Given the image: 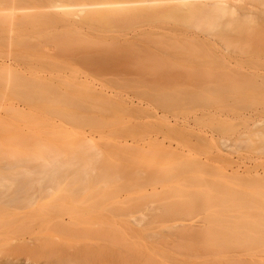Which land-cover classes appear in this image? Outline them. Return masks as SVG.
Returning a JSON list of instances; mask_svg holds the SVG:
<instances>
[{
  "label": "rangeland",
  "instance_id": "obj_1",
  "mask_svg": "<svg viewBox=\"0 0 264 264\" xmlns=\"http://www.w3.org/2000/svg\"><path fill=\"white\" fill-rule=\"evenodd\" d=\"M49 1L50 0H0V6H10V5H15V6L24 5L25 6V5H30V4L46 5V4L53 2V0L51 2ZM161 4L163 3H160V5ZM171 4L172 3L170 2L166 5H171ZM6 11H5V15H3L4 17L0 14L1 18L3 17V20L0 18L1 19L0 20L1 21L0 22V97L2 96L4 97V98L3 97L0 98V152H2L0 153V163H1L0 164V169H1L0 170V181L2 180L1 179L2 174L5 172L7 173H5V175L3 174L2 181L6 180L7 184L8 183L11 184L13 180L22 177L19 175L21 172H23V170L35 171L38 168V167L36 168L35 166L36 165L38 166V164H41L42 163L41 160L44 161V159L45 160L48 159L46 155L48 152L51 153L52 151H54L53 153L56 155L60 153L61 156L58 155V157H62L60 159L64 158L63 159L64 161L68 160L69 162L71 161V159L75 158V160L77 159L76 161H80L81 165L83 162L87 165H90V160H89V163H86L88 162V160L87 161L85 160L88 157H89L88 159H91V160L99 159L101 162L98 161L99 162L98 163L96 162V160H94V162L91 161L92 163L91 165L95 163L93 168L96 167V170L97 168H99L100 169L99 171L101 172H99L98 170H97L98 172L96 170L91 171L93 169L88 170L86 169L87 166H84L83 170L85 171L87 170L89 171V173L90 172L91 173L90 175L88 174L89 176L80 178L78 175L82 174V177H83V173H78L79 170L76 171L78 167H76L77 168L76 169L74 166L75 164L71 165V162L73 164L74 161L72 160L68 164L66 161V164H64L65 166L64 165L63 166L66 167L67 165L66 168H74L75 171L73 172V169H71L70 170L71 172L69 171L67 173L64 170L65 171L64 173L62 169L61 171H63V174L58 173V175L60 174L61 176H57L55 179H53L55 180V183H57V185L61 186V187L58 186L59 188L57 189L55 188V190H59V189L61 190L62 188V191H64V193L58 192L62 194L63 197H60L61 195L57 196L58 193L56 192L54 194L55 190L54 191L52 190L51 193L49 192L50 195L52 193L54 194L52 195V197L49 195V193L45 197V193L47 194V192H46V189H43L41 190L42 192L41 191L39 192L41 193V194H38L39 197L37 196L38 201L36 200L33 204H31L32 206L27 204L29 207H32V209L28 208L27 205L26 206L23 205L24 206L23 208L19 207L20 209L14 206V209H13V206L8 205L7 202L5 203L1 202L0 208L1 209L3 208L1 212H4V209L6 208L5 209L6 212L7 210L9 212V211H12L13 209L14 213H18L16 215L14 214L12 217L11 212L10 214L7 213L8 215L6 214V212L5 213L0 212V215L2 216L0 217V238L2 239L1 236L5 234V232L3 234L1 231H4L5 228L7 230V228L9 227H10L9 228L10 233L9 232L7 233V231L5 230L7 233L5 234V238H9V239L11 238L10 240H7V239H3L2 241L0 240L1 251H2V248L6 249L8 245H11L10 247H12V242L16 243V240H20L25 237H30L31 235L33 236L32 233H34L35 236L36 235L41 236L42 238L41 240L43 239L46 240V237L47 238L50 237V239L53 238V241L49 240V243H54L56 241L54 240V238L58 239L59 237H63L65 239V240L63 239L65 242L70 240L69 242L71 244L80 243V245L77 244L79 247L84 246L83 248H86L85 243L90 244V242H93L92 250L90 249L91 251H93L92 252L93 254L94 252H96V250L94 251V249H97L95 248L97 244L98 245L101 244L100 246L104 247L102 245L103 243L105 245V248L107 249V250L105 249L107 252H105L104 250L105 252L104 254L102 251L103 249L100 251V248L98 246L99 249L97 250H99V252H102V253H100L101 256H99V253L97 251L98 255L95 253L94 255L95 257L92 258L93 260L95 259L94 261L96 264H103L105 260H106L105 261L106 263L104 264H121V262L122 264H124V262L126 264H214V263L215 264H264V261H262L264 258L263 257L261 258L260 254L258 255V253L263 254L264 252L263 249H262L263 252L261 251V245H256L257 249L254 250V251L257 250V252L259 250L258 253L255 252L256 253L255 255L259 256L260 259L257 258V256L255 257V255L253 256V259L256 258V260L258 259L261 261L255 260L253 262V259L251 258L252 257L251 253L254 254V251L250 250L252 246H249L250 248L248 246H245V247H248L246 249L249 251H245V249H243L245 247L241 246L242 250L245 251V252L243 251L244 256L239 255L240 253L242 254V250L241 252L236 251L240 246L235 250L236 251L235 253L233 250V253L235 254V256L237 255L238 257L240 256L241 257L240 259H242V257L243 259L246 258L245 260L239 259L240 260L239 261L237 259L238 257H235V256L234 257L236 258V260L230 259V258H234L233 257L234 254L232 252L224 253L223 249L232 251L231 247L229 246H228L229 248H227L223 245L222 247L221 246L217 247L218 245L217 246L215 245L219 251H216L217 249L215 248V246H213L215 248V250L213 251V248H211V246L209 247L204 244L202 245V243L195 245V246H200V247H195L193 245H186L185 243L179 244L178 241H176L175 239L176 238L175 231L179 230L178 233H181V232L191 233L192 231H194V229H196L203 223L201 221L206 218L207 216L206 214L209 215L211 212H216V211L222 214V212L224 211L223 213H226L225 216L230 217L229 216L231 215L229 214L230 212L234 214L233 212L234 209L233 211L231 209L232 207L234 208L235 205H237L238 207H241L240 208L241 212L242 211L246 213L248 212V214L254 215L253 217L263 218L260 216H263L264 214V200L258 198L259 196L257 197L258 199L256 198L254 199L255 195L254 197L252 196L250 197V195L252 194V192L258 193L260 192V190H264V79L262 78V76H260V78H262L260 80L259 77L257 78L256 76H253L252 74V73H254V75L255 73L256 75L264 74V69H263L264 68V31L262 29L264 28V13H261V12H264V10L263 11L259 9L252 10V13H254L256 17V20H253L255 19V17L253 19H250L252 22L250 20L247 22H244L243 13L239 14L240 16L242 14L243 16L242 20L238 19V18H241L240 16H238L237 19L235 20H234L235 18L234 16L229 17L230 19H226L228 18L226 16L222 21L223 23L221 24L222 25L224 24V26L226 24L227 25L225 26V28L222 26L221 27L218 26V28L217 27L213 28L216 32L215 31L212 32L213 35H211V38L212 36L213 37L215 36L212 39L209 38L208 35H205L204 32L202 33V30H199V31L197 30L195 21L191 20L190 18H187L186 16H180V15H162L152 20H142V21L137 20L135 22L136 24L134 23V21H132V19L131 20L128 19L127 23H126V20H123L115 24L114 28H107L106 26H103V25H93L90 22L84 21L83 13L82 14L76 13V14L67 16L61 10H57V11L55 10V11H51L47 13H40L34 16L33 20H35L38 23H36L35 25V22L33 21L34 22L33 25H29L28 28L27 26H25L24 28L26 29L23 31L22 30L20 31L18 27L20 25H18L19 23L16 20L18 17L17 16L15 17V14L14 16L12 15L14 11L8 10V14L11 13L9 15H7ZM50 18L53 19L52 22ZM66 18L69 19L68 22L64 21L66 20ZM246 18L249 19V17H246ZM44 20H48V22ZM227 20L228 22L230 21L233 22L234 20V22L228 23ZM236 20L237 21L239 20L240 22L236 23ZM4 23L6 24V26H4ZM234 23L237 24L236 26L238 28L235 26ZM230 24L232 25V27ZM239 26L241 29L239 28ZM1 27L4 28L3 31ZM77 29H79V32H81L80 30H82L86 33H91V34L93 32L106 34V36L108 37V41L110 40V36H115L114 38H117L116 35L118 34L120 35V37L122 36L121 39L119 38L120 40H123L125 37H128V38H125L126 39L125 41H122L123 45L124 43L127 42L128 39H130V37L132 38L128 41V43L130 41L132 42L134 39H135L133 41L134 43H138L137 40L141 43L143 42V44L147 42L146 44H144L145 45L144 47L141 43H138L136 45L132 43L133 46H136L134 47L133 50L135 54L137 53L136 57L140 59V61L139 60L137 61V58H135V60L134 58H132V56H134L135 54L131 53L133 52V50L130 49L132 46L130 43L129 44L131 46H128L129 44H126L125 45L126 47L123 46L126 49L127 47H130L129 49L132 51H130L129 49L127 50L128 52L130 51V54H133L131 56L128 53V55H130V57L132 58L131 62L133 61L137 62V63L136 62L131 63L130 67H133V69L135 70L145 68V69H141V72L144 73V75H146V73H149L147 75L151 74V75H154V77L158 76L160 78H163V77L169 78L170 76L184 77L187 75L188 76L191 75L195 79L192 81L190 80L192 83H189L190 81L189 82L186 81L187 83H185V81L184 83H181L175 80L164 81L165 78L162 79L163 81L159 80L160 82L158 83H146V84H141V85L140 83H137V82L133 84L132 82H130V84L128 85L126 82L125 83L123 82L124 86H122V84L119 85L118 82L113 80L114 84H117V88L114 86L113 87L117 89V90L114 89V91L118 93V96H108L103 91L109 90V89H106L105 86H109V84L114 85L113 82L108 80L111 83H109L108 85H105L106 83H103L102 80H99L98 82V79H101V78H97L96 76L97 74H100V73L102 74L103 73L102 70L107 71L106 70L107 68H102V70H100L101 67L97 66L100 68L98 70L100 73L98 71H95L98 69V68L96 69L95 63L88 60L91 63V65L89 66V64H86L88 63V61L86 62L83 61L84 59L83 56L85 57L84 54L86 51H84L85 49H83L82 51V50H79L78 48L79 47L81 48V46L84 48V46L76 45V43L77 44L80 42L83 43V40H85L84 43L86 42L90 46L89 43L92 44L95 41V39L94 41L91 39L93 38L97 39L98 37L94 35H90V34L89 36L93 37L91 39H88L89 37H87L86 35L85 36L82 35L81 37V34L79 33L80 34L79 35L78 32L76 31ZM73 30L76 32L75 35H74V32L71 33V31ZM220 30L221 32H219ZM226 32L227 33L229 32V33L227 34ZM136 33H138V35ZM65 34L69 39L68 42L70 40L71 42L73 41L71 44L76 42L73 45H76L78 48L74 46L73 47L75 49L77 48L79 51L77 49L76 50L73 49V47H71L72 45L69 46L70 42L69 43L67 42V37L65 36ZM71 34L73 36L70 38L69 36H71ZM122 34H124L125 36H123ZM218 34L222 35V37H219L220 35ZM158 35L159 37H157ZM171 35L173 36L175 35L177 38ZM135 36L136 37L139 36V38L137 39L133 38ZM227 36H228V39H227ZM60 37L61 38L64 37L65 39L63 40L62 38L61 40ZM190 37L191 38L193 37L192 38L193 40ZM198 38H200V40ZM119 39H116V41H118ZM60 40L62 42H60ZM89 40L91 42H89ZM25 41L29 43L28 46H27L28 43H26ZM110 41L112 43L114 42V39H111ZM116 41L115 43H117ZM119 41L117 45L119 44ZM66 42L68 43V45L66 44ZM95 42L98 43V39ZM24 43L27 47L24 45ZM92 45H91L92 46L91 48L87 46V48L90 49V51L91 50L93 51L94 49V44ZM146 45L149 46V48H147ZM123 47L122 48L118 47L117 49L115 46V48L114 49L112 48L111 51L109 52H111L110 54H112V50L115 51L117 49L116 52H118V50L120 52V53H117L118 57H119V54L127 56V53L124 54V52H127V51H125V48ZM120 49H122V51L124 52H121ZM218 50L221 52V54ZM76 51L80 52L81 54L80 55L79 53H77L78 58H76L77 57ZM83 52L84 54L82 56ZM225 52H227L225 54L226 56H224L223 54ZM228 53L230 55L232 54L231 56H233V54L238 55L239 57H241V60L245 58L243 61H241L240 59L238 61L239 63L242 62V64H244V61H245L246 67L245 65L242 66L240 64L239 66L238 64L237 66L236 64L235 66H233L235 69L233 67L228 68L226 67V65L223 64L222 61H221L222 63L218 61V60H221V58L227 59V56L228 57L230 56L228 55ZM213 54H215L216 56H214ZM113 55L115 56L116 54H113ZM210 55H213V56L210 57ZM86 57L85 59L89 58V56L87 58ZM195 59H197L198 61L202 60V63L197 62V60ZM246 60L248 63H250L249 64L250 67L246 63ZM56 61L59 63L58 66H55L57 64ZM53 62H55V64L53 66H49V65H52L51 63ZM191 62L192 64H190ZM218 62L221 64H219ZM208 63L209 64L211 63V64L209 65ZM134 64L136 65L138 64L139 66L137 65L138 67L137 66L135 67ZM26 65L27 66L29 65L28 66L29 68H27V70L29 71H30L31 65H32L31 67H34V69H32L31 72L28 71L29 74L32 73V76L26 73L27 70L25 69L22 70L23 72L20 70L21 73L23 74L25 72L24 76H22L23 74L19 75L16 72L18 70L16 71L14 70L15 68L22 69V67H25ZM54 66L55 68L57 67L56 68L57 70L58 68L65 70V71L59 72V71H55L56 70L55 69L54 70L55 72L53 71L55 74L53 75L55 76L56 79L57 78L60 79V76H61V79L62 77L64 78L62 79V80H65L63 81L64 83H61L62 80L61 81L59 80V83H61V85H59L58 83H56L57 80L54 78L56 80L55 83L57 85L55 86L50 85V87H46L47 85L51 83H48L47 81H42V83L38 82L39 84H41V86L43 83L47 84V85L43 84L44 87H46V89L48 88L47 90H44V91L46 93L49 92V94H51L50 97L45 96L46 94L42 95L41 94L42 92H39L41 95L39 94L37 98L36 95L38 93L36 92H35L36 94L33 93L35 94L33 96V94L30 95L31 93L30 90H29V93L26 92V90H24L30 84L31 86H34L32 85L34 84L33 79H35L37 76H39L37 78H40V76H42V70H41V73H39L40 72L39 70H38L39 72L36 71L37 67L38 68L44 67L45 70H47L49 69V67L54 69ZM187 66L189 67L191 66V67L188 69L186 68ZM224 66L226 68H224ZM91 67L92 69H90ZM130 67L129 69H131ZM88 68L89 70H87ZM12 69L14 71H12ZM52 69H50V71ZM186 69L189 71H187ZM92 70H94L93 71L94 73L91 72ZM88 71H90L93 74L92 78L96 79L95 80L96 85L95 84L92 85L93 83L86 84L84 81H83L84 83L79 82L82 84H79V83L76 84L78 81L81 80L80 79L81 75L83 76L85 75V77L87 75V77H90L89 76L90 73H88ZM45 72L47 73V75L49 74V76L51 73H53V72L48 73L47 71ZM57 72L58 74L60 73L59 77H57L58 75L56 76ZM187 72H190V73H187ZM249 72H252V73L249 74ZM7 73L9 74V76ZM61 73H63L65 76L67 75V77H70L69 76L70 74L71 75L70 79L69 78L67 79V77L62 76L63 74L61 75ZM105 73L106 72H104V75L109 74L107 76L108 78L112 77L113 79L117 80V76H118L117 74L115 75L111 72H107L106 74ZM26 74H28L30 78L26 77L24 82H26V80L31 79L33 83L31 82V80H29V82L27 81L29 85L27 84L26 86L25 84L26 86L25 87L24 83H22L23 80L21 81L20 79L22 77H25ZM72 74L74 75V77H72L73 76ZM94 74L96 76L95 78H94ZM111 74H113V76H111ZM35 75L36 77H34ZM53 75L51 74V77ZM216 75L220 78H223L226 82L223 81V82H220V83L218 82L214 84V83L203 81V79L206 77H214ZM75 76H78V77L80 76V77L78 78ZM120 76L122 77V75ZM195 76L198 78H196ZM8 77H10V79ZM31 77L32 78L34 77V78L32 79ZM190 77H188V79ZM37 78H36V82L40 81V79L37 80ZM105 78L106 77H104L103 80H105ZM150 78H153V76H150ZM73 79L76 83L73 81ZM83 79L84 78L82 77V80ZM121 79H118V80H121ZM254 79H257V81H254ZM67 80L70 83H67L66 82ZM101 81L102 83H100ZM201 81H203L205 84L203 82L201 83ZM9 82L11 83L10 85H9ZM97 82H98V85H97ZM38 83L37 85H39ZM135 84H138V85H135ZM20 85H21V88H20ZM100 85L102 86L104 85V88L102 86L100 87ZM9 86L11 88L10 91H9L10 89ZM118 86H121V87H118ZM35 87H36L35 90L37 89V87H38V90L44 89V87L43 86L40 87V85L35 86ZM29 88L32 90L34 89L32 87H29ZM118 88H121V89H118ZM53 89L54 90L56 89L59 92H57L56 90L55 92H50V91H53ZM5 91L9 94V96L8 94H5L8 97L4 96L3 94V93H6ZM10 92L13 93V96H17V95L19 96L21 93L23 94L27 93L28 95H30V97L32 96L31 99L36 97L35 98L36 100L33 99L31 101L30 97L25 94L26 96L23 95L24 98L22 100L20 99L21 97L19 99L20 101H24V99L27 97L28 104H24L23 102H20L19 99L18 100L15 99L16 101L15 100L13 101L11 99H14L15 97L13 98L12 96V98H10L11 97ZM59 93L60 95H58ZM54 94H55V97H54L55 99L52 97L54 96ZM56 95L59 97L57 98ZM46 97H49V98L46 99ZM8 100L11 102V104ZM12 101L15 103H12ZM12 106H14L15 109ZM20 108L22 109V111L20 110ZM23 111L28 112V113L26 114ZM36 113L39 118H37V116H34V114L36 115ZM55 115H58V116H55ZM50 122L52 125H49ZM30 125L32 126L41 125V127L39 126L32 127ZM44 125L45 127H42ZM58 129L59 130L62 129L60 130L62 133L58 131ZM43 130H47L49 132L45 131L47 132L45 133ZM55 130L58 131V133H57V138L53 140L50 138V136L52 135V133L50 132H54ZM63 130H65L66 132H63ZM258 130L259 132H257ZM15 131H18L24 134L26 133L25 137L28 135V133L30 134L31 132H33V136L35 133L36 134L38 133L37 135H39L38 137L40 139L38 138L35 139V137L31 135L32 133L30 134V137H27V138L24 137V134L23 135L20 134L24 137L22 138V140L24 141L27 140V141L16 142L17 140L20 141L19 138L21 139L22 136L20 137H18L19 135L16 136L19 133L16 132L17 133L16 134ZM34 131L36 132L34 133ZM70 132L72 134H70ZM255 132L257 134H255ZM46 134H48L49 137ZM53 134H56V132ZM61 134H62V137H61ZM11 135L13 136L15 135L16 137L15 136L14 137L17 139H15L14 137L13 139H11L12 138L10 137ZM59 135L62 139H59L58 137ZM52 136L54 138V135ZM63 137L64 138L66 137L64 139L66 141L63 140ZM29 139L31 140V142H29ZM32 139L36 140V143H38V144L35 143L36 147H33L34 143L32 142ZM14 140L16 141L14 142ZM68 140L69 141L73 140V142L70 141L66 143ZM75 140H76V144L74 143ZM39 141H42V142L39 143ZM27 142H29L30 145H28L29 143L27 144ZM107 142L109 143L108 146L111 149L108 146L106 147ZM24 143H26L25 145H27L28 148L23 147L25 146ZM31 143H33V146L31 147V149H29L31 146ZM42 143H46L47 145L42 144ZM57 143L59 144L62 143L63 148H60L62 147V145H59ZM103 143L106 148L102 145ZM110 143L114 145H111ZM54 144H56L57 146L55 147ZM21 146L23 148H20ZM65 146L66 147L68 146L67 149ZM84 148H89L90 151L86 152L85 151L86 149ZM90 148H93L94 150H96V152H98L100 155L97 154V158H96V155L94 154L96 152H94V150ZM17 149L21 154L22 153L25 154L26 150H28L27 151L28 154H25V155L22 154L21 155L22 157H21ZM23 149L25 150V152ZM42 149H45V150L42 151ZM112 149L114 150V152L111 154L112 156H106L107 154L112 152ZM105 150L107 154L105 153ZM103 151H104V155H103ZM10 152L12 153L14 152V154H10ZM90 152H92L91 155H90ZM15 154L16 155L18 154L17 156L20 159L17 156H15ZM92 154L94 158L92 157ZM35 157L41 158L38 160L39 163L35 162V159H37ZM42 157H45V158H42ZM58 157H57V162L60 161ZM104 157L107 158L106 160L107 162L105 161ZM109 157L110 159H108ZM25 159L29 162H27ZM30 159L31 160L34 159V161H31ZM8 162H11V163H8ZM30 162H34V163H30ZM105 162L108 164H106ZM77 163L79 164V162ZM6 165L8 166V168L13 167L14 165H17V167L7 169ZM28 165H30V169ZM107 165H110V166L108 167ZM91 167L92 166H88V168H91ZM81 168H83V166ZM81 168L79 167L80 170ZM16 169L19 170L20 173ZM104 169L106 170L109 169V170L105 171ZM37 170L40 171V169H37ZM76 172L78 175L76 174ZM95 172H97V174H95ZM104 172L108 174V177L106 173ZM102 173L106 175L107 178L103 176ZM12 174H16V175L14 176ZM74 174L76 175V177ZM12 176L16 178L11 179ZM73 176L75 178H73ZM33 178L32 180L37 178V176L34 179ZM62 178L64 181L62 180ZM65 178L67 180H65ZM46 179L43 181L44 182L48 181V179L47 180ZM75 179L77 180L76 182H78L81 179H84V180H81L80 182H83L82 183L83 185L86 183L83 188H82L83 185H81L80 182L72 183L71 186L73 187V184H74L75 188H77V185L80 184V186L78 185L79 189L75 190V188H73L75 190L74 192H76V195L73 194V190L71 189L72 187L70 186V183L67 184L69 182L68 180L71 181ZM95 179H96V182L94 181ZM17 180H15V182ZM38 180H40V178H38ZM13 183H12V186H13ZM97 183H100V184L98 185ZM98 186H100V188H103L104 191L100 189ZM42 187L44 188L43 184H41V188ZM85 187H89V188H85ZM92 188L93 190H89ZM65 189L67 190L66 193H65L66 191ZM105 189L107 190L106 192H105ZM249 191H250V194L248 193ZM63 194L65 195V198ZM77 194L79 195L77 196ZM42 195L44 196L43 198L41 197ZM72 195L76 196V198ZM100 196L102 197V199L100 198ZM67 197L68 198L71 197L72 200L70 201L72 202H69V199ZM106 198H109V199H107L108 200L107 203L105 200V204H104V199ZM51 199L52 200L54 199L55 201L54 200L52 201ZM58 199L60 201L56 202V200ZM73 199L75 201H73ZM96 199H100L98 200L99 203L101 202V200H103L102 201L103 203H100L101 206L108 204L109 206L108 207L106 206L107 208H109L108 211L107 209H105V206H102V208H99L100 204L98 203V201L97 202L94 201ZM61 202H64L62 207H61L62 204L60 205ZM90 202H94V203L91 204ZM95 203L96 205L98 203L97 207L96 205L95 206L93 205ZM129 203L130 204L135 203V204L133 206H130ZM34 204L37 205V207H35ZM57 204H59L58 209H61V210L56 209ZM87 204H90V205L87 206ZM126 204H129L130 207L128 208V205L126 206ZM82 206L83 207L90 206L91 210H92L91 206H93V208L96 207L98 212L97 210H95L96 208H94V212H96L97 215L101 213L102 215L101 214L99 215L101 217H98V218L95 217L96 213L94 214L93 212V217H95V219H92L91 210L90 212H86L85 210L86 215L90 213L87 216L82 215L84 214L83 212L84 210L82 211L83 213L82 212L80 213V210L79 212L78 210L77 211L75 210L76 212L72 213L74 211L73 208L77 207V208H81L82 210ZM118 206L120 207L118 208V211L120 213L122 212V210H124V212L126 210V213H128V215L122 214V213L119 214L120 216L113 214L112 213L113 211L118 212L117 210H114L115 208L117 209ZM122 206L125 208H123ZM110 207L114 208V209L112 208L113 211ZM8 208L9 209L12 208V209L9 210ZM16 208H17V212H15ZM25 208H26V211L24 210ZM34 208H38V210L42 208L43 212L46 211L47 213L49 211V214L47 215L43 212L42 214H38V212L41 213V211L37 212V210L34 211L37 213L30 214L29 211L35 210ZM90 208H86L87 211ZM176 208L178 210L177 211L178 216L176 217L175 216L176 213H175L174 216L176 217V219L175 218L174 219L178 221L170 220V219L167 220L168 218L167 216L169 215L171 216V214L173 215V212L174 211L176 212ZM51 209L52 211H50ZM62 209L64 210H63V214L61 215L60 213L62 212ZM103 209H105L104 212H103ZM161 209L164 213L161 211ZM226 209H230V210L226 211ZM56 210L57 212H53ZM109 210L112 212H109ZM220 210H223V211H220ZM58 211L60 213H58ZM161 212L163 214L166 213L165 214L166 218L165 216L161 217L163 215ZM76 213L78 216L73 215V214L76 215ZM105 213H107L108 215H106ZM160 214L162 215L160 216ZM6 215L10 219L11 218L13 219L14 217L17 216L18 221H16V223L13 224L14 219L15 220L17 219L14 218L11 221ZM9 215H11V217ZM57 215L61 216L63 219L61 217H58ZM71 215H73L74 217L73 216L71 217ZM115 215L116 217L117 216L118 217L116 218ZM193 215L195 216L194 218H192ZM197 215H200V216L197 217ZM202 215L204 216L206 215V216L201 217ZM4 216L7 218H5ZM48 216H50L51 218ZM54 216L56 218H54ZM90 216L92 220L89 222L92 223V221L94 220V224L92 225L93 226L95 225L93 228L91 225L92 229H89L90 223L89 225L86 224L87 218H85V217L90 218ZM20 217H21V220L19 219ZM37 217L39 218L41 217L43 219L41 218L38 219ZM44 217L46 218L44 219ZM81 217L85 218L86 221H84V219ZM180 217H182L181 220H180ZM35 218L43 222L41 221L36 222ZM74 218H77L75 223L78 222V227L76 226L75 227L78 229L77 230L75 229L71 235L63 234L64 232L66 233L67 231L63 232V229H62L63 233L60 232V230H57V228L59 227H57L56 225H54V227L51 226L54 222L55 223H57V221L60 222L61 219L63 221L66 220L69 223L70 220L71 222L75 220ZM99 218L101 219L98 220ZM155 218L156 220L157 218L158 219L160 218V219L157 220L158 222H156L154 220ZM3 220L9 221L8 227H6L4 224V222L6 221H3ZM29 220H31V222ZM82 220L84 221V225H82V222H83ZM102 220L103 221L105 220V224L108 222L107 224L109 225H105L104 223H102ZM110 221H112L111 222L112 224L110 223ZM22 222H25L24 228L22 226ZM189 223H192V224H189ZM184 224L185 225L187 224L186 225L187 227L183 226ZM198 224L200 225L194 228V226ZM6 225H7V222H6ZM101 225L105 227L106 231L104 230L103 232L101 229L103 235L99 236L98 238L95 236L93 237V235L96 233L95 229H97L98 227H101ZM172 225L175 227V230H174V227H172ZM17 226L21 229V231H19L20 229H18ZM2 227H4L3 230H1ZM69 227H72V226H69ZM75 227H72V228L74 229ZM176 227L177 228L184 227L185 228L184 230H186L187 228L188 232L184 231L182 228L177 229ZM15 228H17L18 230L17 229L15 230ZM52 228L56 229L57 232L56 230L53 231ZM64 228H66L67 230V227H64ZM114 228H116V230ZM113 229L115 230V232L112 231ZM172 229L174 231H172ZM11 231L15 233H11ZM75 231H77L78 234H76ZM110 231H112L113 235L114 233H116L115 236H117L118 239H119V236H121L122 234L119 240L115 238L114 236V239L118 240V242H116L115 240H113V242L112 241L110 242L108 240L102 239L106 237L108 232L112 238L113 235L110 233ZM116 231H119V233H117ZM23 232L25 233L27 232L28 236L25 235V233ZM79 233L82 234L81 235L82 237L79 235ZM75 234L78 235V237H76ZM87 234H89L90 236L92 235L91 237L95 239H92L91 237H90L91 239H88L86 236ZM136 234L138 237L135 236ZM64 235L66 237H64ZM98 235H99V232H98ZM170 235H172L175 238H171ZM59 240L61 241V239ZM47 241L48 240L44 242L46 243L45 245L48 244ZM64 241H61V242L64 243ZM57 242L55 243L58 244ZM124 242L126 243V245ZM44 243L42 244L40 243V244L43 245ZM74 245L73 246L71 245V246L74 247ZM124 245L127 246L126 250L125 249L123 250V248H125ZM52 246L51 247L49 246V247L52 248ZM43 247L46 248V251L49 249L48 246L47 247L43 246ZM87 247H89V245ZM114 247L117 249H115ZM121 247L123 248L121 249ZM233 247L235 248V246ZM241 247L239 249H241ZM127 248L128 249L130 248L129 249L130 251ZM254 248L252 247L251 249H254ZM220 249H222L223 253ZM1 251H0V254H2ZM8 251H11V250H8ZM215 251L216 253L217 252L220 253V254H217L218 256L221 255L219 256L218 259L215 257V254H216ZM5 252L7 253V251H4V254H2V256L0 255L1 260H3V255L5 256L6 254ZM13 252H15L14 249H13ZM108 252H109V255H108ZM114 252L115 254H113ZM247 252L249 253L251 257L248 255L245 256ZM15 253H12V254H15ZM212 253H215L214 257ZM230 253H232L233 255ZM17 254L15 255L17 256ZM102 254H104L103 255L104 261L102 258ZM127 254L128 255L132 254V255L128 257ZM137 254H139L141 257L138 256ZM226 254H229V256L231 257L228 256L229 257L228 258ZM21 255L19 253V256L15 257V259H17ZM6 256H7V260H6ZM6 256H5V260H3L4 263H0V264H8L11 261H13V260H10V261L8 260L10 258L8 257L10 256L8 255V253L6 254ZM23 256L25 255L23 254L21 257ZM105 256H106V259H105ZM126 257L128 258V260ZM247 257L251 258L252 261L248 259ZM33 258L35 259L36 256L32 257L30 264H33V263L35 264V262L37 264V262L40 260V258L38 257L36 258L35 262H33ZM109 258L110 260H107ZM221 258L222 259L227 258L229 261L223 260V262H219ZM125 259L127 260V262ZM93 260L92 262L90 261L91 263L85 262L84 264H95L93 263L94 262ZM100 260L102 261V263ZM6 261L7 263H5ZM41 261L43 262V260ZM41 261H39L38 263H40ZM107 261L110 263H107ZM207 261H210V262H207ZM216 261L219 263H217Z\"/></svg>",
  "mask_w": 264,
  "mask_h": 264
},
{
  "label": "bare ground",
  "instance_id": "obj_2",
  "mask_svg": "<svg viewBox=\"0 0 264 264\" xmlns=\"http://www.w3.org/2000/svg\"><path fill=\"white\" fill-rule=\"evenodd\" d=\"M52 0H50L49 2H51ZM54 2V3H53ZM53 2L52 3H49V4H46V5H35V4H30V5H22V6H15V5H10V6H0V14L3 16V15H5V11L7 12V15H9V14H11V13H9L8 14V10H12V11H14V13H12V15L14 16V14H15V17L17 16L18 18L16 19L17 21H18V25H20V26H18L19 27V29H20V31L22 30H25L26 28H24L25 26H27V28H28V26L29 25H33L34 24V22H35V25H36V23H38V22H36L35 20H33V17L34 16H36V15H38V14H40V13H47V12H51V11H57V10H61L65 15H67V16H70V15H72V14H76V13H80V14H84L83 15V20L84 21H87V22H90V23H92L93 25H103V26H106L107 28H114L115 27V24H117V23H119V22H121V21H123V20H126V23H127V21H128V19L129 20H131L132 19V21H134V23L137 21V20H140V21H142V20H152V19H154V18H156V17H158V16H162V15H180V16H186L187 18H190L191 20H193V21H195V24H196V26H197V30L199 31V30H202V33L204 32L205 33V35H208L209 36V38H211V35H213L212 34V32L213 31H215L213 28H215V27H217L218 28V26H222V27H224L225 28V26L227 25H225L224 26V24L222 25L221 23H223L222 21H223V19L227 16L228 18H226V19H230L229 17H235L234 18V20L235 19H237V17L238 16H240L239 14L240 13H243L244 14V18H243V21L244 22H247V21H249L250 19H253L254 17H255V14L254 13H252V10H254V9H259V10H264V0H53ZM172 3L171 5H166V4H168V3ZM160 3H163V4H161L160 5ZM77 7V8H76ZM165 7V8H164ZM254 8V9H253ZM4 13V14H3ZM261 13H264V12H261ZM260 13V14H261ZM1 15H0V18H1ZM249 17V19L248 18H246V17ZM4 17V16H3ZM3 17L1 18L2 20H3ZM241 18H238L239 20L241 19L242 20V14H241V16H240ZM246 18V19H245ZM0 19V20H1ZM51 19V22L53 21V19L52 18H50ZM226 19H225V21H226ZM233 19V18H232ZM68 18H66V20H64L65 22H68ZM234 20H233V22H234ZM237 21L236 20V23H238V22H240V21ZM246 20V21H245ZM253 20H256V17H255V19H253ZM258 20V19H257ZM34 21V22H33ZM44 21H46V22H48V20H44ZM230 21V20H229ZM251 21V20H250ZM1 22V21H0ZM5 22V21H4ZM50 22V21H49ZM227 22H228V20H227ZM231 22V21H230ZM230 22H228V23H230ZM233 22H231V23H233ZM252 22V21H251ZM29 23H31V24H29ZM44 23V22H43ZM139 23V22H138ZM147 23V22H146ZM225 23V22H224ZM255 23V22H254ZM26 24H28V25H26ZM136 24V23H135ZM149 24V23H148ZM235 24V23H234ZM240 24V23H239ZM241 24H242V22H241ZM38 25V24H37ZM231 25V24H230ZM237 24H235V26H236ZM4 26H6V24L4 23ZM3 26V27H4ZM143 26V25H142ZM145 26V25H144ZM234 26V27H235ZM241 26V25H240ZM240 26H239V28H240ZM3 27H1V29H2V31L4 30V28ZM20 27H22V28H20ZM219 27V28H220ZM230 27V26H229ZM231 27H232V25H231ZM234 27H233V29H234ZM237 27V26H236ZM24 28V29H23ZM238 28V27H237ZM236 28V29H237ZM11 29H13V28H11ZM221 29V28H220ZM241 29V28H240ZM240 29H238V30H240ZM263 29V31H264V28H262ZM18 30V29H17ZM191 30V29H190ZM223 30V29H222ZM229 30V29H228ZM77 32H78V34L80 33L81 34V37H82V35L83 36H87V37H89L88 39H91V38H93L92 36H89V34L90 35H94V36H97L98 38V43H96L95 41H97V39L96 38H93V39H91V40H93L94 41V39H95V41H94V43H92V44H94V49H93V51L91 50L90 51V49H88L87 48V46L88 47H92L93 45L91 44V43H89L90 44V46L88 45V43H84V41L85 40H83V43H76V42H74V43H76V45L77 46H81V45H83L84 46V48L81 46V48L79 47H77L76 45H73V44H71L72 42H71V40L68 42V37L66 36V34L68 33H66L65 34V36L67 37V42L69 43V46L70 45H72L71 47H77L79 50H82L83 51V49H85L84 51H86L85 52V54H84V52L82 53V56H83V54L85 55V57L87 56H89V58H87V59H85V57L83 56V61H88V60H90V61H92L93 63H95V67H96V69L97 70H95V71H98L100 68L99 67H97V66H100L101 67V69L100 70H102V68H107L106 70L107 71H103L102 70V74H101V76H100V74H97V73H95V74H97L96 76H97V78H101V79H98V82H99V80H102L103 81V83H106L105 85H108L109 83H111V82H113V84H114V81L113 80H115L116 82H118L119 83V85H121L122 84V86H124V84H123V82L125 83H127V85L128 84H130V82H132V84L133 83H140V85L141 84H146V83H158V82H160V81H163L162 79H164V81H169V80H175V81H177V82H181V83H184V81H185V83H187L186 81H192V80H194L195 78H193L191 75V77L190 76H184V77H186V78H184V77H178V76H170L169 78L167 77H163V78H160V77H158V76H155L154 77V75H147V74H149V73H146V75H144V73H142L141 72V69H145V68H141V69H138V70H140V71H138V70H135V69H133V67H130V65H131V63H134V62H136V61H133V62H131L132 61V58H134V60H135V58H137L136 57V54L134 53V47H136V46H133L132 45V43H134L133 41L135 40H133L132 42L130 41L129 43L133 46V48H132V46L128 43V41L132 38V37H130V39H128L127 40V42L126 43H124V45H123V42L122 41H125L126 39L125 38H128V37H125L123 40H120L121 39V37H120V35L118 34V35H116L117 36V38H114L115 36H110V40L111 39H114V42H112L111 43V41L109 40L108 41V37L106 36V34H103V33H86V32H84V31H82V30H80L81 32H79V29H77L76 30ZM98 31V30H97ZM227 31V30H226ZM247 31V30H246ZM72 32H74V35L76 34V32L73 30V31H71V33ZM153 32V31H152ZM157 32V31H156ZM156 32H154V33H156ZM216 32V31H215ZM219 32H221V30L219 31ZM153 33V34H154ZM195 33H197V32H195ZM199 33V32H198ZM223 33V32H222ZM227 33V32H226ZM229 33V32H228ZM227 33V34H228ZM69 34V33H68ZM77 34V35H78ZM79 34V35H80ZM129 34V33H128ZM127 34V35H128ZM137 35H138V33H136ZM189 34V33H188ZM56 35V34H55ZM123 36H125L124 34H122ZM126 35V36H127ZM135 35V34H134ZM136 35V36H137ZM184 35H185V33H184ZM187 35V34H186ZM214 35H215V33H214ZM218 35H220V34H218ZM226 35V34H225ZM64 36V35H63ZM73 35L71 34V36H69L70 38L72 37ZM109 36V35H108ZM133 37V38H139V36L138 37ZM160 36H161V34H160ZM171 36H173V35H171ZM189 36V35H188ZM197 36V35H196ZM201 36V35H200ZM86 37V38H87ZM146 37V36H145ZM157 37H159V35L157 36ZM173 37H176L175 35L173 36ZM205 37V36H204ZM215 37V36H214ZM213 36H212V38H214ZM216 37H217V35H216ZM219 37H222V35H220ZM219 37H218V39H219ZM61 38V37H60ZM63 38V40L65 39L64 37H62ZM62 38H61V40H62ZM74 38V37H73ZM120 38V39H119ZM140 38H142V37H140ZM177 38V37H176ZM191 38V37H190ZM193 38V37H192ZM191 38V39H192ZM206 38H208V37H206ZM211 38V39H212ZM76 39V38H75ZM85 39V38H84ZM87 39V40H88ZM116 39H119L118 41H119V44L117 45V43H118V41H116ZM184 39V38H183ZM199 40H200V38H198ZM227 39H228V36H227ZM60 40V42H62ZM78 40H80V39H78ZM193 40V39H192ZM198 40V41H199ZM204 40H206V39H204ZM223 40V39H222ZM23 41V40H22ZM21 41V42H22ZM115 41L117 42V43H115ZM209 41H210V39H209ZM215 41H217V40H215ZM19 42V41H18ZM26 42V41H25ZM66 42V44L68 45V43ZM89 42H91L90 40H89ZM110 42V43H109ZM120 42H122V43H120ZM137 42L138 43H141V42H139L138 40H137ZM218 42H219V40H218ZM26 43H28V42H26ZM65 43V42H64ZM113 43H115V44H113ZM138 43H134V45H136V44H138ZM147 43V42H146ZM146 43H144V44H146ZM168 43V42H167ZM209 43V42H208ZM65 44V45H66ZM95 44H97V45H95ZM126 44H129L128 46H131V48L130 47H127V49H132L133 50V52H131V53H133V54H135L134 56H132L133 54H130V51H132V50H130L129 52H128V50L125 48L126 46ZM142 45H143V47L145 46L144 44H143V42L141 43ZM153 44H154V42H153ZM156 44V43H155ZM165 44V43H164ZM215 44V43H214ZM21 45H23V44H21ZM24 45H25V43H24ZM29 45V43L27 44V46ZM64 45V44H63ZM92 45V46H91ZM119 45H121L122 47L123 46H125V47H123V48H125V51H127V52H124V51H122V49H120L121 50V52H124V54H126L127 53V56L126 55H122V54H119V57H118V54L117 53H120L119 52V50H118V52H116V50L118 49V47H120V48H122L121 46H119ZM147 45H149V44H147ZM146 45V47L147 48H149V46H147ZM167 45V44H166ZM213 45V44H212ZM218 45V44H217ZM26 46V45H25ZM26 46V47H27ZM85 46H86V48H85ZM96 46V47H95ZM98 46V47H97ZM115 46H116V50L115 51H113L112 50V54H110L111 52H109V51H111V49L113 48H115ZM25 47V48H26ZM73 47V49H75ZM142 47V48H143ZM220 47V46H219ZM76 48V49H77ZM215 48H216V46H215ZM72 49V48H71ZM75 49V50H76ZM77 49V50H78ZM138 49V48H137ZM223 49V48H222ZM78 50V51H79ZM136 50V49H135ZM225 50V49H224ZM78 51H76V58H78V55H77V53H79L80 54V52H78ZM81 51V52H82ZM88 51H90V52H88ZM219 51V50H218ZM222 51V50H221ZM114 52H116V53H114ZM220 52V51H219ZM87 53V54H86ZM128 53L132 56V58L130 57V55H128ZM227 52H225V53H223L224 54V56H226L225 54H226ZM73 54H75V53H73ZM110 54V55H109ZM113 54H116L115 56L113 55ZM220 54H221V52H220ZM219 54V55H220ZM81 55V54H80ZM79 55V56H80ZM111 55H113V56H111ZM214 56H216L215 54H213ZM213 55H210V57L211 56H213ZM228 55H230L229 53H228ZM232 55V54H231ZM227 56V59H222L221 58V60H218L219 62H223V64L224 65H226V67H228V68H231V67H233V66H235L236 64H237V66H238V64H239V66H240V64L242 65V66H244L245 65V67H246V64H245V61H244V64H242V62L241 63H239V59L241 60V57H239L238 55H234L233 54V56ZM73 56V55H72ZM130 57V58H129ZM214 58V57H213ZM243 58V57H242ZM247 58V57H246ZM81 59V58H80ZM198 59H200V58H198ZM209 59V58H208ZM218 59V58H217ZM217 59H216V61H217ZM245 59V58H244ZM243 59V60H244ZM94 60V61H93ZM140 61V59H138L137 58V61ZM195 60H197V59H195ZM224 60V61H223ZM243 60H241V61H243ZM248 60V59H247ZM247 60H246V63L248 64V66L250 67V63H248L247 62ZM263 60V59H262ZM90 61H88V63H86V64H89V66L91 65V63H90ZM193 61V60H192ZM201 61V62H200ZM200 61H198L197 60V62H199V63H202V60H200ZM212 61H213V59H212ZM238 61V62H237ZM259 61V60H258ZM97 62V63H96ZM196 62V61H195ZM215 62V61H214ZM218 62V63H219ZM221 62V63H222ZM56 65L55 66H58V62L56 61ZM137 63V62H136ZM139 63V62H138ZM221 63H219V64H221ZM52 65H49V66H53L54 64H55V62H53V63H51ZM140 64V63H139ZM190 64H192V62L190 63ZM209 64V63H208ZM211 64V63H210ZM209 64V65H210ZM214 64V63H213ZM135 65V67L138 65H136V64H134ZM207 65V64H206ZM29 66V65H28ZM27 65L25 66V67H22V69H19V68H15L14 70L16 71V70H18V71H16L19 75L20 74H23V73H21V71L22 70H27V68H29ZM32 66V65H31ZM30 66V71L29 70H27L26 71V73H28V71L29 72H31V70L32 69H34V67H31ZM55 66H54V69H52L51 67H49V69H47V70H45V68L43 67H40V68H36V71H38L39 73H41V70H42V76H40V78H37V77H39V76H37L36 77V75L34 76V77H36L37 78V80L38 79H40V81H37L36 82V78L35 79H33L32 77V79L34 80V84H32V85H34V86H31V84L29 85V83H27V81L29 82V80H31V79H29L30 78V76L29 75H31L32 76V73H28V74H26L25 75V77H22L20 80L22 81L23 80V82L22 83H24V86H25V84H26V86H27V84L29 85V86H27V88L26 89H24V90H26V92H28L29 93V90H30V95H32L33 93H38L37 95H36V97L40 94L39 92H42L41 94L43 95V94H46L45 96H49L50 97V95L51 94H49V92L48 93H46L44 90H47L46 89V87H50V85H52V86H55V85H57L56 83H58L59 85H61V83H64L63 81H65V80H62V79H64L63 77H62V79H61V76H60V79H56L55 78V74H54V72L55 71H59V72H62V71H65V70H62V69H59L58 68V70L55 68ZM88 66V65H87ZM139 66V65H138ZM137 66V67H138ZM208 66V65H207ZM247 66V67H248ZM48 67V66H47ZM129 67L131 68V69H129ZM191 67V66H190ZM189 66H187L186 68H190ZM196 67H197V65H196ZM205 67V66H204ZM223 67V66H222ZM225 66H224V68H226ZM248 67V68H249ZM42 68V69H41ZM234 68V67H233ZM239 68V67H238ZM47 71L48 73H51V72H53L55 69V71L53 72V73H51L53 76L51 77V74H50V76H49V74L47 75V73L44 71ZM50 69H52L51 71H50ZM90 69H92V67L90 68ZM195 69V68H194ZM235 69V68H234ZM247 69V68H246ZM245 69V70H246ZM264 69V68H263ZM13 69H12V71H14ZM21 70V71H20ZM49 70V71H48ZM87 70H89V68L87 69ZM86 70V71H87ZM94 70H92L91 72H93ZM187 70V69H186ZM12 71H10V72H12ZM187 71H189V70H187ZM194 71V70H193ZM192 71V72H193ZM248 71V70H247ZM15 72V73H16ZM20 72V73H19ZM23 72V71H22ZM90 71H88V73H90L89 74V76L91 77H87V75H86V77H85V75L83 76V75H81V77H80V81H78L77 83L74 81V79H73V81L76 83V84H78L79 82H82V83H86V84H92V85H94L95 83H96V79H93L92 78V73H91ZM104 72H111V73H113V74H117L118 76H119V78H118V76H117V80L116 79H113L111 76H113V74H111V76H109V77H111V78H108L107 76L109 75H107L106 73V75H104ZM34 73V72H33ZM36 73V72H35ZM94 73V72H93ZM187 73H190V72H187ZM250 73H252V72H249V74ZM8 74V73H7ZM12 74V73H11ZM24 74H25V72H24ZM24 74L22 75V76H24ZM37 74V73H36ZM60 74V73H59ZM59 74H58V72H57V74H56V76L57 77H59ZM63 73H61V75H62ZM64 74H65V72H64ZM62 75V76H65V75ZM95 74H94V78L96 77L95 76ZM253 74V76H256L257 78L259 77L260 78V76H262V78L264 79V74H260V75H256V73H255V75H254V73H252ZM251 74V75H252ZM14 75V74H13ZM38 75H40V74H38ZM73 75V74H72ZM100 77H99V76ZM120 75H122V77L120 76ZM8 76H9V74H8ZM12 76V75H11ZM69 76L71 77V75L69 74ZM106 77L105 78V80H103L104 79V77ZM150 76H153V78H150ZM198 76V75H197ZM203 76V75H202ZM210 76V75H209ZM212 76V75H211ZM217 76V75H216ZM216 76H214V77H206V78H204L203 79V81H206V82H210V83H214V84H216V83H220V82H223V81H225L223 78H220V77H216ZM26 77H29L28 79L29 80H26V82H24L25 81V78ZM65 77H67V75L65 76ZM70 77H67V79L69 78L70 79ZM72 77H74V75L72 76ZM75 77H78V76H75ZM78 77V78H79ZM82 77L84 78L83 80H82ZM172 77H174V78H172ZM188 77H190L189 79H188ZM196 77V76H195ZM9 79H10V77H8ZM7 78V79H8ZM12 78V77H11ZM17 78V77H16ZM57 80H55V79ZM122 78V79H121ZM159 78V79H158ZM171 78V79H170ZM196 78H198V77H196ZM262 78H260V80L262 79ZM13 79V78H12ZM118 79H121V80H118ZM125 79V80H124ZM130 80V81H128V80ZM168 79V80H167ZM202 79V78H201ZM14 80V79H13ZM59 80L61 81V83H59ZM79 80V79H78ZM111 81V82H109V81ZM160 80V81H159ZM227 80V79H226ZM9 81V80H8ZM12 81V80H11ZM42 81H47L48 83H51V84H49V85H47L46 83H43V84H45V85H47L46 87H44V85L42 84V86L44 87V89L42 90V89H40V90H38V87H37V89L35 90V86H39L40 85V87H42L41 86V84H39V83H42ZM55 81H56V83H55ZM70 81V80H69ZM84 81V82H83ZM102 81L100 82V83H102ZM122 81V82H121ZM134 81V82H133ZM189 82V83H192V82ZM203 81H201V83L203 82ZM228 81H229V79H228ZM254 81H257V79H254ZM18 82V81H17ZM16 82V83H17ZM31 82H32V80H31ZM36 82V83H35ZM39 82V83H38ZM67 83H70V82H68V80L66 81ZM98 82H97V85H98ZM129 82V83H128ZM226 82V81H225ZM261 82V81H260ZM8 83V82H7ZM19 83V82H18ZM22 83H20V84H22ZM33 83V82H32ZM37 83L39 84V85H37ZM82 83H79V84H82ZM99 83V84H100ZM200 83V82H199ZM204 83V82H203ZM11 83L9 82V85H10ZM36 84V85H35ZM205 84V83H204ZM207 84V83H206ZM96 85V84H95ZM135 85H138V84H135ZM23 86V85H22ZM25 86V87H26ZM102 85H100V87H101ZM116 87L117 88V84H114V85H110L109 84V86H105V88L106 89H109V90H105V91H103L104 93H106V95H108V96H118V93H116L115 91H114V89L115 90H117L116 88H114V87ZM8 87V86H7ZM14 87V86H13ZM29 87H32V88H34L33 90L32 89H30ZM58 87V86H57ZM103 88H104V85L102 86ZM118 87H121V86H118ZM9 88H10V86H9ZM20 88H21V85H20ZM22 88H24V87H22ZM123 88V87H122ZM8 89V88H7ZM6 89V90H7ZM118 89H121V88H118ZM11 90V88L9 89V91ZM33 92H32V91ZM42 90V91H41ZM52 90V89H51ZM56 90V89H55ZM55 90L53 89V91H50V92H55ZM8 91V92H9ZM57 91V90H56ZM6 92V91H5ZM45 92V93H44ZM57 92H59V91H57ZM11 93L12 92H10V98H12V96H13V93H12V95H11ZM18 93V92H17ZM35 93V94H36ZM4 94V96H6L5 94H8L7 92L6 93H3ZM19 94V93H18ZM22 94V95H21ZM19 96L17 95V96H13V98L14 99H11V100H15V99H19L20 97V99L22 100L24 97H23V95H28L27 93H21ZM35 94H33V96L35 95ZM40 94V95H41ZM62 94V93H61ZM16 95V94H15ZM25 95V96H26ZM30 95H28L29 97H30ZM58 95H60V93L58 94ZM2 96V95H1ZM8 96H9V94H8ZM8 96H6V97H8ZM57 96V95H56ZM64 96V95H63ZM78 96V95H77ZM3 97V96H2ZM2 97H0V98H2ZM32 97V96H31ZM31 97H30V99H31ZM35 97V98H36ZM49 97H46V99H48ZM53 98L55 97V94H54V96H52ZM59 96H57V98H58ZM4 98V97H3ZM10 98H8V99H10ZM35 98H32L31 99V101L34 99V100H36ZM38 98V97H37ZM40 98H42V97H40ZM44 98V97H43ZM63 98V97H62ZM20 99H19V101H20ZM26 99V100H25ZM24 99V101H20V102H23L24 104H28V102H27V97ZM55 99V98H54ZM60 99V98H59ZM3 101V100H2ZM9 101V100H8ZM12 101V103H15V102H13ZM16 101V100H15ZM18 101V102H19ZM5 102V101H4ZM10 102V101H9ZM26 102V103H25ZM10 104H11V102H10ZM18 104H20V103H18ZM30 104V103H29ZM17 105V104H16ZM21 106V105H20ZM12 107H14V106H12ZM24 107V106H23ZM18 108V107H17ZM14 109H15V107H14ZM28 109V108H27ZM20 110L22 111V109L20 108ZM14 111V110H13ZM15 112V111H14ZM18 112V111H17ZM16 112V113H17ZM24 113H28V112H25V111H23ZM19 113H20V111H19ZM22 113V112H21ZM61 115V114H60ZM63 115V114H62ZM32 116H33V114H32ZM34 116H37V118H39L38 117V115H37V113H36V115L34 114ZM55 116H58V115H55ZM23 118V117H22ZM36 118V117H35ZM41 118H43V117H41ZM61 118V117H60ZM22 120V119H21ZM24 120V119H23ZM255 123H257V122H255ZM48 124V123H47ZM42 125V124H41ZM41 125L39 126V125H33V126H39V127H41ZM46 125V124H45ZM45 125L44 126H42V127H45ZM49 125H52L51 124V122L49 123ZM55 125V124H54ZM57 125V124H56ZM28 126V125H27ZM30 126H32V125H30ZM32 126V127H33ZM47 126V125H46ZM59 126V125H58ZM61 126V125H60ZM55 127H57V126H55ZM64 127V126H63ZM22 130H23V128H22ZM33 130V129H32ZM34 130H35V128H34ZM49 130V129H48ZM60 130H62V129H60ZM59 129H58V131H60ZM18 131H20V130H18ZM18 131H15V133L17 132V133H19V134H17L16 136H18V137H20V136H22L24 133H20V132H18ZM29 131V130H28ZM44 132L45 131H47V130H43ZM58 131H54V132H50V133H52V135H54V138H53V136L51 135L50 136V138L51 139H53V140H55V138H57V133H58ZM68 131V130H67ZM36 131H34V133H35ZM40 132V131H39ZM41 132H42V130H41ZM47 132H49V131H47ZM47 132H45V133H47ZM56 132V134H53V133H55ZM61 132V131H60ZM59 132V133H60ZM63 132H66L65 130H63ZM257 132H259V130L257 131ZM32 133V134H31ZM30 134L33 136V132H31ZM62 133V132H61ZM20 134H22V135H20ZM30 134L28 133V135L25 137V135H26V133L24 134V137L25 138H27V137H30ZM38 134V133H37ZM36 133L34 134V136L33 137H35V139L36 138H38V139H40L38 136L39 135H37ZM66 134H68V133H66ZM70 134H72L71 132H70ZM255 134H257L256 132H255ZM36 135V136H35ZM47 136H48V134H46ZM50 135V134H49ZM55 135H56V137H55ZM65 135V134H64ZM15 136V135H14ZM13 135H11L10 137H12L11 139H13V137H14ZM15 136V137H16ZM14 137V138H15ZM23 136L21 137V139L19 138V140L20 141H16V140H14V142L16 141V142H21V141H24V140H22V138H24ZM49 137V136H48ZM59 137V139H62L61 137H62V134H61V137H60V135L58 136ZM69 137V136H68ZM66 138V137H65ZM64 137H63V140L65 139ZM15 139H17V138H15ZM31 139V138H30ZM29 139V142H31V140ZM84 139V138H83ZM83 139H81V140H83ZM42 140V139H41ZM25 141H27V140H25ZM24 141V142H25ZM64 141H66V140H64ZM71 141V140H70ZM69 140L66 142V143H68V142H70ZM85 141V140H84ZM29 142H27V144L29 143ZM32 142L34 143V146H33V143H31V146H30V148L29 149H31V147L33 146V147H36L35 145L36 144H38V143H36V140H34V139H32ZM38 142V141H37ZM40 142H42V141H39V143ZM44 142H46V141H44ZM71 142H73V140L71 141ZM109 142V141H108ZM106 143V147L109 145V143ZM36 143V144H35ZM55 143V142H54ZM75 144H76V140H75V142H74ZM26 143H24V145H25ZM42 144H45V145H47L46 143H42ZM41 144V145H42ZM57 144H59V143H57ZM111 145H114V144H112V143H110ZM21 145V144H20ZM28 145H30V143L28 144ZM49 145V144H48ZM55 145V147L57 146L56 144H54ZM59 145H62V147H60V148H63V144L61 143V144H59ZM58 145V146H59ZM73 145V144H72ZM87 145V144H86ZM104 147H105V145H104V143L102 144ZM22 146H23V144H22ZM20 147V148H23V147H27L28 148V146L27 145H25V146H23V147ZM40 146V145H39ZM91 146V145H90ZM89 146V147H90ZM42 147V146H41ZM44 147V146H43ZM66 147V146H65ZM68 147V146H67ZM67 147H66V149H67ZM71 147V146H70ZM95 147H97V146H95ZM101 147V146H100ZM105 147V148H106ZM109 147V146H108ZM112 147V146H111ZM97 148H99V147H97ZM96 148V149H97ZM110 148V147H109ZM10 149V148H9ZM25 149V148H24ZM23 149V150H24ZM36 149V148H35ZM38 149V148H37ZM52 149V148H51ZM57 149V148H56ZM72 149V148H71ZM74 149V148H73ZM84 149H86L85 151L87 152V151H90L89 150V148H84ZM90 149H92V150H94L93 148H90ZM108 149V148H107ZM111 149V148H110ZM12 150V149H11ZM34 150V149H33ZM43 150H45V149H42V151ZM46 150H47V148H46ZM50 150V149H49ZM62 150V149H61ZM77 150H79V149H77ZM82 150V149H81ZM98 150V149H97ZM103 150V149H102ZM109 150V149H108ZM13 151H14V149H13ZM17 151H18V149H17ZM22 151V150H21ZM28 150H26V152H27ZM51 151V150H50ZM57 151H59V150H57ZM63 151V150H62ZM66 151V150H65ZM75 151V150H74ZM19 152V151H18ZM17 152V153H18ZM24 152H25V150H24ZM25 152V154H28V152L26 153ZM48 152V151H47ZM54 151H52L51 153H53ZM94 152H96V150H94ZM93 152V153H94ZM114 152V150L112 149V152L111 153H109V154H107L106 153V150H105V153L107 154L106 156H112L111 154ZM0 153H2V152H0ZM20 153V152H19ZM44 153V152H43ZM46 153V152H45ZM49 153V154H48ZM47 153V155H46V157L48 158V159H44V161L43 160H41L42 161V163H41V161H40V163L41 164H38V166L36 165L35 167L37 168V169H40V171H38L37 169L35 170V171H25V170H23V172H19V170H17L19 173H20V175L19 176H22L21 178H17V179H15L16 177H14L16 174H12V175H14V176H12V177H14V178H12L11 177V179H15V180H17L16 182H15V180H13V186H12V183L10 184V183H8L7 184V182H6V180H4V181H2L3 180V174L5 175V173H7V172H5V173H3L2 174V177H1V181H0V203L1 202H3V203H5V202H7L8 203V205H12L13 206V209H14V206H16V207H18V209H20L19 207H24V206H26L27 204L28 205H30V206H32L31 204H33L36 200L38 201V199H37V196H38V194H41V193H39L41 190H43V189H46V192H47V194L45 193V197H46V195H48V193L50 192H52V190L54 191L55 190V188L57 189V188H59V187H61V186H59V185H57V183H55V180H53V179H55L57 176H61L60 174H63V171L65 170L67 173L71 170V169H73V172L75 171L74 170V168H66L67 167V165H66V167H64L65 165L64 164H66V161H67V164L68 163H70L72 160L74 161L73 162V164H72V162H71V165H74L75 166V168L76 167H78V169L76 170V171H78V173H83V177H82V174L80 175H78L77 174V172H76V174L80 177V178H84L85 176H89L90 175V173H89V171H85V170H83L84 169V166H87L86 167V169H93V170H91V171H94V170H96V167L95 168H93L94 167V165H95V163L93 164V165H91L92 163H91V161H93L94 162V160H96V162H98V161H100L99 159L97 160V159H94V160H91V159H88V158H86L85 160L87 161L88 160V162H86V163H89V160H90V165H87V164H85L84 162L82 163V165L80 164V161H76L75 160V158H73V159H71V161H69L68 162V160H66V161H64L63 159H60V158H62V157H58V155H60V153L58 154V155H56V154H51L50 152H48ZM91 153L92 152H90V155H91ZM101 153V152H100ZM8 154V153H7ZM6 154V155H7ZM10 154H14V152L12 153V152H10ZM22 154H24V153H22ZM21 153H20V156L22 155ZM24 154V155H25ZM32 154V153H31ZM95 155H96V158H97V154H99L98 152H96V153H94ZM102 154V153H101ZM18 155V154H17ZM16 154H15V156H17ZM23 155V156H24ZM51 155V156H50ZM89 155V154H88ZM100 155V154H99ZM103 155H104V151H103ZM61 156V155H60ZM63 156V155H62ZM6 157V156H5ZM18 157V156H17ZM17 157H16V159H17ZM22 157V156H21ZM32 157V156H31ZM30 157V158H31ZM57 157H58V159L60 160V161H58L57 162ZM64 157V156H63ZM73 157V156H72ZM91 157V156H90ZM92 157H93V154H92ZM11 158V157H10ZM19 158V157H18ZM35 158H37V157H35ZM42 158H45V157H42ZM94 158V157H93ZM92 158V159H93ZM105 158V157H104ZM103 158V159H104ZM5 159V158H4ZM20 159V158H19ZM39 159H41V158H37V159H35V162H38L39 163ZM69 159V160H70ZM108 159H110V157L108 158ZM26 160V159H25ZM31 160V159H30ZM37 160V161H36ZM107 160V158H105V161ZM7 161V160H6ZM24 161V160H23ZM27 161V160H26ZM31 161H34V159H32ZM62 161V162H61ZM103 161V160H102ZM111 161V160H110ZM12 162V161H11ZM11 162H8V163H11ZM27 162H29V161H27ZM27 162H25V163H27ZM77 162H79V164L77 163ZM101 162V161H100ZM107 162V161H106ZM105 162V163H106ZM18 163H20V162H18ZM30 163H34V162H30ZM29 163V164H30ZM99 163V162H98ZM97 163V164H98ZM1 164V163H0ZM6 164V163H5ZM17 164V163H16ZM20 164H22V163H20ZM36 164V163H35ZM62 164V165H61ZM77 164V165H76ZM106 164H108V163H106ZM3 165V164H2ZM26 165V164H25ZM32 165V164H31ZM64 165V166H63ZM79 165V166H78ZM5 166V165H4ZM62 166V167H61ZM68 166H70V165H68ZM73 166V167H74ZM83 166V168H81ZM88 166H92L91 168H88ZM108 167L110 166V165H107ZM13 167H17V165H14ZM13 167H11V168H13ZM28 167H29V169H30V165H28ZM79 167L81 168V170L79 169ZM100 167V166H99ZM104 167V166H103ZM6 168L7 169H11V168H8V166L6 165ZM19 168V167H18ZM68 169V170H66V169ZM59 171H58V170ZM63 169V171H61ZM1 170V169H0ZM22 170V169H21ZM83 170V171H82ZM97 170L99 171L100 169L99 168H97ZM96 170V171H97ZM105 171H108L109 169H104ZM4 171V170H3ZM8 171H10V170H8ZM65 171H64V173H65ZM97 171V172H98ZM18 172H16V173H18ZM71 172V171H70ZM84 172H86V173H84ZM97 172H95V174H97ZM99 172H101V171H99ZM13 173V172H12ZM58 173H60L59 175H58ZM104 173H106V172H104ZM137 173H139V172H137ZM89 174V175H88ZM103 174V173H102ZM101 174V175H102ZM8 175V174H7ZM65 175V174H64ZM63 175V176H64ZM75 175V174H74ZM99 175V174H98ZM106 175H107V177H108V174L106 173ZM106 175H104L103 174V176H105L106 177ZM10 176V175H9ZM37 176V178H35ZM62 176V177H63ZM78 176H77V178H78ZM8 177V176H7ZM36 179H34V178ZM69 177V176H68ZM75 177H76V175H75ZM74 176H73V178H75ZM91 177V176H90ZM95 177V176H94ZM97 177V176H96ZM104 177V178H105ZM106 177V178H107ZM31 178V179H30ZM32 178L34 179V180H32ZM38 178H40V180H38ZM48 179V181H43V180H45V179ZM26 179V180H25ZM30 179V180H29ZM46 179V180H47ZM90 179H92V178H90ZM8 180V179H7ZM53 180V181H52ZM62 180H63V178H62ZM65 180H67L66 178H65ZM81 180H84V179H81ZM81 180H79L78 182H80ZM50 181V182H49ZM61 181V180H60ZM64 181V180H63ZM69 181V182H68ZM67 182V184H69L70 183V186L72 185V183H78V182H76L77 180L75 179V180H68ZM87 181H88V179H87ZM95 182H96V179L94 180ZM103 181V180H102ZM3 182V183H2ZM49 182V183H48ZM62 182V181H61ZM66 182V181H65ZM92 182V181H91ZM83 182H80V184L81 185H83L82 184ZM89 183V182H88ZM41 184H43V186H44V188L42 187L41 188ZM46 184V185H45ZM58 184H60V183H58ZM80 184H78L79 186H80ZM86 184V183H85ZM84 184V185H85ZM93 184V183H92ZM95 184V183H94ZM98 185L100 184V183H97ZM78 185H77V188H75L74 187V184H73V187L71 188L72 190H73V194L74 195H76V192H74L75 190H77V189H79L78 188ZM84 185L82 186V188L84 187ZM102 185V184H101ZM57 186V187H56ZM59 186V187H58ZM64 186V185H63ZM66 186V185H65ZM68 187H69V185H68ZM67 187V188H68ZM91 187V186H90ZM99 188H100V186H98ZM98 187H97V189H98ZM102 187V186H101ZM66 188V187H65ZM73 188H75V190L73 189ZM81 188V187H80ZM85 188H89V187H85ZM64 189V188H63ZM70 189V190H71ZM94 189H96V188H94ZM100 189H102L103 191H104V189L103 188H100ZM60 190V189H59ZM59 190H55L54 191V194H55V192L56 193H58V192H60V193H64V191H62V188H61V190L59 191ZM66 190V189H65ZM69 190V191H70ZM89 190H93V188L92 189H89ZM101 190V191H102ZM62 191V192H61ZM68 191V192H69ZM107 190L105 189V192H106ZM204 191H206V190H204ZM238 191V190H237ZM254 191H256V190H254ZM258 191V190H257ZM263 191V192H262ZM42 192V191H41ZM44 192V191H43ZM67 192V190L65 191V193ZM96 192V191H95ZM110 192V191H109ZM251 192H252V190H251ZM50 193H49V195H50ZM60 193H58L57 194V196H59V195H61L60 197H63L62 196V194H60ZM249 194H250V191L248 192ZM263 193V194H262ZM43 194V193H42ZM53 193L50 195L51 197H52V195H54ZM69 194V193H68ZM71 194V193H70ZM107 194V193H106ZM109 194V193H108ZM225 194V193H224ZM257 194V195H256ZM64 195V194H63ZM67 195V194H66ZM74 195H72V196H74ZM79 194H77V196H78ZM254 195H255V197H254ZM264 196V190H260V192H255V193H253L252 192V194L250 195V197L252 196V197H254V199L256 198V199H258V198H260V199H262V200H264L263 198V196ZM92 196V195H91ZM104 196V195H103ZM259 196V197H258ZM39 197V196H38ZM42 198L44 197L43 195L41 196ZM75 198H76V196H74ZM93 197V196H92ZM105 197V196H104ZM258 197V198H257ZM42 198H40V199H42ZM50 198V197H49ZM57 198V197H56ZM64 198H65V195H64ZM68 198V197H67ZM100 198L102 199V197L100 196ZM60 199V198H59ZM56 200V202H58V201H60V200ZM69 199V202H72V201H70V200H72V198L70 197V198H68ZM107 199H109V198H106V199H104V204H105V200H106V203H107ZM44 200H45V198H44ZM47 200V199H46ZM52 200V199H51ZM54 200V199H53ZM52 200V201H53ZM66 200V199H65ZM98 200H100V199H96V200H94L95 202H97ZM40 201V200H39ZM55 201V200H54ZM61 201H63V200H61ZM73 201H75L74 199H73ZM103 200H101V202L100 203H103L102 202ZM45 202V201H44ZM51 202V201H50ZM38 203V202H37ZM37 203H35V204H37ZM49 203V202H48ZM63 203L64 202H61L60 203V205H61V207L63 206ZM91 204L92 203H94V202H90ZM98 203H99V201H98ZM98 203H97V205H98ZM99 203V204H100ZM34 204V205H35ZM130 204V203H129ZM129 204H126V206L128 205V208L130 207V206H133L134 204L133 203H131L130 204V206H129ZM24 205V206H23ZM27 205V206H28ZM50 205V204H49ZM65 205V204H64ZM88 205H90V204H87V206ZM94 206L96 205V203L95 204H93ZM97 205H96V207H97ZM123 205V204H122ZM144 205V204H143ZM4 206V205H3ZM2 206V207H3ZM57 206V207H56ZM55 207H56V209H58V207H59V204H57ZM87 206H82V210H81V208H77V207H75V208H73V212L72 213H74V212H76L77 210H78V212H79V210H80V213L83 211L84 212V214H82V215H85V216H87L88 214H90V213H88L87 215H86V212H90V210H91V208H90V206L89 207H87ZM102 206H105V209H107V211H108V209L109 208H107L109 205L107 204V205H102ZM102 206H101V204H100V206H99V208H102ZM107 206V207H106ZM124 206V205H123ZM122 206V207H123ZM163 206V205H162ZM231 206H233V205H231ZM5 207V206H4ZM35 207H37V205H35ZM54 207V206H53ZM92 207V210H91V216H92V219H95V217H101V216H99L101 213H99L98 215H97V213L96 212H94V208H96V207H94L93 208V206H91ZM113 207H114V205H113ZM112 207V208H113ZM161 207V206H160ZM27 208V207H26ZM26 208L24 209L25 211H26ZM28 208H31L32 209V207H29L28 206ZM27 208V209H28ZM39 208V207H38ZM38 208H34L35 210H30L29 212H30V214L32 213H37L38 211H41V213H39L38 212V214H42V208L41 209H39L38 210ZM50 208H51V206H50ZM64 208V207H63ZM86 208H90V209H88V211H87V209ZM98 208V209H99ZM111 208V207H110ZM111 208V209H112ZM118 208H120L119 206L117 207V209L115 208H113L114 210H117L118 211ZM123 208H125V207H123ZM138 208H140V207H138ZM137 208V209H138ZM231 208V207H230ZM240 208L241 207H238L237 205H235L234 206V208L232 207V211H233V209H234V214L233 213H229V212H227V213H229V214H231V215H229L230 217H226L225 216V214L226 213H223L224 211L223 210H220V211H223L222 212V214L220 213V212H218V211H216V210H214V211H216V212H211L209 215L208 214H206L205 216H206V218L204 219V220H202L201 222H203L202 224H201V222H200V224H198V225H195L194 226V228H196L197 226H199V227H197L196 229H194V231H192L191 233H184V232H181V233H178L179 232V230H177V231H175V237H173L172 235H170V237L171 238H175L176 239V241H178V243L180 244V243H185L186 245H193V246H195L196 244L198 245V244H200V243H202V245L204 244V245H207V246H211V248H213V251L215 250V248H216V246L217 247H222V245L223 246H225V247H227V248H229V247H231V250L232 251H230V250H224L223 249V251H224V253L225 252H232L233 253V250H234V253L237 251V252H241V250H242V247H245V246H252L253 248H254V246H255V248L254 249H251L250 247V250H252V251H254L255 249H257V246L256 245H261V251H262V249L264 250V214H263V216H260V217H263V218H257V217H253L254 215H251V214H248V212L246 213V212H241V210H240ZM1 209V208H0ZM6 209V208H5ZM4 209V212H1L2 210H3V208L0 210V212L1 213H5L6 212V210ZM9 209V208H8ZM12 209V208H11ZM11 209H9V210H11ZM13 209H12V211H9L8 212V210H7V212H6V214L8 213V214H10V212H11V215H12V217H13V215L15 214H18V213H14V211H13ZM46 209H47V207H46ZM54 209V208H53ZM105 209H103V212H104V210ZM110 209V210H111ZM113 209H112V211H113ZM122 209V208H121ZM120 209V210H121ZM136 209V210H137ZM173 209V208H172ZM37 210V212H34V211H36ZM44 210V209H43ZM55 210V209H54ZM58 210H61V209H58ZM63 210L64 209H62V212L60 213L59 211H58V213H60L61 215L63 214ZM76 210V211H75ZM85 210H86V212H85ZM95 210H97V208L95 209ZM109 210V212H112V211H110ZM165 210V209H164ZM168 210V209H167ZM174 210H175V208H174ZM227 210H230V209H226V211ZM45 211V210H44ZM50 211H52V209L50 210ZM100 211V210H99ZM133 211V210H132ZM159 211V210H158ZM161 211H162V209H161ZM171 211V210H170ZM178 210H177V208H176V212L174 211H172L173 212V215L171 214V213H169V214H171V218L169 217V216H167L168 218H167V220L168 219H170V220H175L176 219V217L178 216V212H177ZM12 212H13V214H12ZM15 212H17V208H16V211ZM53 212H57V210L56 211H53ZM77 212V213H78ZM82 212V213H83ZM93 212H94V214L96 213V215H95V217H93ZM97 212H98V210H97ZM101 212H102V210H101ZM116 212V211H115ZM114 211L112 212L113 214H116V215H119V214H127L128 215V213H126V210H125V212H124V210H122V212L120 213L119 211L118 212H116L115 213ZM131 212V211H130ZM129 212V213H130ZM163 212V211H162ZM161 212V213H162ZM166 212H168V211H166ZM196 212V211H195ZM218 212V213H217ZM43 213H45V214H49V211L46 213V211L45 212H43ZM77 213H76V215L75 214H73L74 216H78L77 215ZM108 213V212H107ZM107 213H105L106 215H108ZM118 213V214H117ZM133 213V212H132ZM160 213V212H159ZM164 213V212H163ZM162 213V214H163ZM177 215H176V214ZM7 214V215H8ZM20 214V213H19ZM55 214V213H54ZM162 214H160V216L162 215ZM166 214V213H165ZM165 214H163L161 217H163V216H165ZM174 214H175V216H174ZM183 214V213H182ZM191 214V213H190ZM195 214V213H194ZM6 215V216H7ZM11 215H9L10 217H11ZM37 215V214H36ZM47 215H46V217H47ZM73 215H71V217L73 216ZM80 215V214H79ZM102 215V214H101ZM116 215H115V217H116ZM157 215V214H156ZM168 215V214H167ZM222 215H224V216H222ZM228 215V214H227ZM19 216V215H18ZM38 216V215H37ZM53 216V215H52ZM58 217H61V216H59V215H57ZM73 216V217H74ZM91 216H90V218H88V217H85V218H87V221L85 220V218H83V217H81V218H83L84 219V221H86V224H88L89 225V223H90V228L89 229H92L94 226L92 225V224H94V220L92 221V223L91 222H89V221H91L92 219H91ZM120 216V215H119ZM182 216V215H181ZM198 216H200V215H197V217ZM204 215H202L201 217H203ZM204 216V217H205ZM0 217H2L1 215H0ZM5 217V216H4ZM8 217V216H7ZM7 217H5V218H7ZM46 217H44V219L46 218ZM48 217H50V216H48ZM106 217V216H105ZM104 217V218H105ZM113 217V216H112ZM118 217V216H117ZM116 217V218H117ZM158 217V216H157ZM191 217V216H190ZM195 216L193 215L192 216V218H194ZM9 218V217H8ZM14 218H16L17 219V216L16 217H14ZM13 218V219H14ZM38 219H40L39 217H37ZM51 218V217H50ZM54 218H56L55 216H54ZM62 218V217H61ZM78 218V217H77ZM77 218H74L75 220H73L72 222H71V220H70V222H71V224H70V222L68 223L66 220L65 221H63L62 219H61V221L60 222H58L57 221V223H55L54 221V223L51 225L52 227H54V225H56L57 227H59V228H57V230H60V232H62V229H63V232L64 231H67L66 233L64 232H62L63 234H69V235H71L72 234V232H74V230L76 229H78V228H76V227H78V222L77 223H75L76 222V219ZM80 218V217H79ZM97 218H96V220H97ZM109 218V217H108ZM114 218V217H113ZM113 218H111V219H113ZM165 218H166V216H165ZM175 218V219H174ZM191 218V219H192ZM200 218V217H199ZM198 218V219H199ZM12 218L10 219L9 218V220H13ZM20 220H21V217L19 218ZM23 219V218H22ZM28 219H30V218H28ZM36 219V218H35ZM34 219V220H35ZM38 219H36L35 221L37 222V221H41V220H38ZM41 219H43V218H41ZM49 219V218H48ZM71 219H73V218H71ZM90 219V220H89ZM101 218H99L98 220H100ZM106 219V218H105ZM160 219V218H159ZM158 218H157V220H159ZM161 219H163V218H161ZM182 219V217H180V220ZM19 220V221H20ZM32 220V219H31ZM31 220H29L30 222H31ZM33 220V221H34ZM79 220V219H78ZM77 220V221H78ZM107 220V219H106ZM108 220H110V219H108ZM113 220H115V219H113ZM112 220V221H113ZM156 222H158L157 220H156V218L154 219ZM179 220V221H180ZM184 220H186V219H184ZM190 220V219H189ZM3 221H6L7 222V225H6V222H4V224H5V226L6 227H8V220H3ZM2 221V222H3ZM16 221H18V219L17 220H15L14 219V223L13 224H15L16 223ZM22 221H24V220H22ZM26 221H27V219H26ZM28 221V222H29ZM32 221V222H33ZM46 221H48V220H46ZM69 221V220H68ZM83 221V220H82ZM84 221L82 222V225H84ZM112 221H110V223L112 222ZM117 221V220H116ZM166 221V220H165ZM175 221H178V220H175ZM29 222V223H30ZM41 222H43V221H41ZM40 222V223H41ZM52 222V221H51ZM63 223V225H62V223ZM114 222V221H113ZM152 222H154V221H152ZM171 222V221H170ZM11 223V224H12ZM24 223V224H23ZM50 223V222H49ZM59 223V224H58ZM65 223V224H64ZM74 223H75V225H74ZM96 223V222H95ZM102 223H104L105 224V220L103 221L102 220ZM108 223V222H107ZM105 224V225H109V224ZM135 223V222H134ZM173 223V222H172ZM178 223V222H177ZM4 224H3V226H4ZM10 224V225H11ZM58 224V225H57ZM103 224V225H104ZM112 224V223H111ZM151 224V223H150ZM181 224H183V223H181ZM189 224H192V223H189ZM24 225H25V222H22V226H23V228H24ZM38 225V224H37ZM91 225H92V228H91ZM178 225H180V224H178ZM187 225V224H186ZM185 224L183 225V226H186ZM39 226V225H38ZM62 228H61V227ZM69 226H72V227H75L74 229L72 228V227H69ZM129 226V225H128ZM64 227H67V230H66V228H64ZM68 227H69V229H68ZM103 227V228H102ZM107 227V226H106ZM118 227V226H117ZM122 227V226H121ZM125 227V226H124ZM172 227H174L173 225H172ZM187 227V226H186ZM3 228L4 227H2V229L1 230H3ZM10 228V227H9ZM9 228H7V230H6V228L4 229V231H1L3 234H4V232H5V234H7L8 232L10 233V231H9ZM17 228L18 229H20L18 226H17ZM17 228H15V230L17 229ZM27 228V227H26ZM33 228H34V226H33ZM100 228V229H99ZM108 228V227H107ZM168 228H170V227H168ZM177 228V227H176ZM178 228H182V227H178ZM177 228V229H178ZM17 229V230H18ZM53 229V228H52ZM89 229H87V230H89ZM101 229H102V231L104 232V230L106 231V229H105V227L104 226H102L101 225V227H98L97 229H95V231H96V235L94 234L93 235V237L95 236V237H99V236H101V235H103V233H102V231H101ZM115 230H116V228H114ZM112 230V231H114L115 232V230ZM140 229V228H139ZM183 230L185 229L184 227L182 228ZM190 229V228H189ZM7 231V233H6V231ZM56 229H53V231H55ZM57 230H56V232H57ZM69 230V231H68ZM174 230H175V227H174ZM173 229H172V231H174ZM12 231H13V229H12ZM11 231V233H15V232H12ZM19 231H21V229L19 230ZM71 231V232H70ZM101 231V232H100ZM108 231V230H107ZM112 231H110V233L112 234ZM122 231V230H121ZM136 231V230H135ZM181 231V230H180ZM184 231H187V228H186V230H184ZM31 232H32V230H31ZM76 232V234H78L77 233V231H75ZM98 232H99V235H98ZM117 233H119V231H116ZM171 232V231H170ZM188 232V231H187ZM23 233H25V232H23ZM22 233V234H23ZM61 233V234H62ZM88 233V232H87ZM138 233V232H137ZM155 233V232H154ZM174 233V232H173ZM172 233V234H173ZM5 234L3 235V236H1L2 237V239L0 238V240L2 241L3 239H7V240H10L9 238H5ZM16 234H17V232H16ZM29 234V233H28ZM33 234V236L31 235H29L30 237H25V238H22V237H24V236H22V237H20V238H22V239H20V240H16V243L15 242H12V247H10L11 245H8L7 247L9 248H7L6 247V249H4V248H2V251H1V249H0V251L2 252V254H4V251H7V253H8V255H10V256H8V257H10L8 260L10 261V260H13V261H11V262H13V263H8V264H30V261H31V259H32V257H35L36 256V258H40V260L39 261H41V260H43V262L41 261L40 263H38L37 262V264H84L85 262H92V258H94L95 256V253L98 255V253H99V256H101V254L100 253H102V252H99V250H97V249H99L100 248V251L102 250L103 251V253L105 254V252H107L106 250V248H105V245L102 243V245L104 246V247H101L100 245L101 244H97V246L95 247V248H97V249H94V251L96 250V252H94V254L92 253L93 251H91L92 250V246H93V242H90V244H86L85 243V247L86 248H83L84 246V244L83 245H81V246H83V247H79L77 244H79L80 245V243H70L69 241H64L65 239L63 238V237H59L58 239L57 238H54V240H56L55 242H57L58 244H56L55 242L54 243H49V240H51V241H53V238H51L50 239V237H46V240H48L47 241V245H45L46 243H44L46 240H44V242H43V240H41L42 238H41V236H38V235H36V236H38V237H36L35 235H34V233H32ZM37 234V233H36ZM44 234H45V232H44ZM60 234V235H61ZM75 234V236L76 237H78V235H76ZM105 234H106V232H105ZM115 234L116 233H114V235H113V237L111 238V235H109V232L107 233V235H109V236H107L106 235V237H104V238H102L103 240H108V241H112L113 242V240H115L114 239V236H115ZM25 235H27V232L25 233ZM47 235V234H46ZM64 235V237H66ZM79 235L81 236L82 234L81 233H79ZM98 235V236H97ZM139 235H140V233H139ZM8 236V235H7ZM6 236V237H7ZM28 236V235H27ZM87 236V238L88 239H91L92 237V235L90 236L89 234H87L86 235ZM118 236H119V234H118ZM121 236H122V234H121ZM121 236H119V239L121 238ZM135 236H137V234L135 235ZM161 236V235H160ZM169 236V235H168ZM9 237V236H8ZM13 237V236H12ZM17 237V236H16ZM40 237V238H39ZM44 237V236H43ZM51 237H52V235H51ZM72 237H74V236H72ZM82 237V236H81ZM91 237V238H90ZM138 237V236H137ZM142 237V236H141ZM80 238V237H79ZM106 238V239H105ZM109 238H110V240H109ZM115 238H117L118 239V237L117 236H115ZM38 239H40V240H38ZM59 239H61V241H64V243L63 242H61ZM64 239V240H63ZM67 239V238H66ZM72 239V238H71ZM92 239H95V238H92ZM101 239V240H102ZM112 239V240H111ZM118 239V240H119ZM15 240V239H14ZM13 240V241H14ZM118 240H115L116 242H118ZM162 240H163V238H162ZM167 240V239H166ZM172 240V239H171ZM5 241V240H4ZM12 241V240H11ZM42 241V242H41ZM126 241V240H125ZM8 242V241H7ZM10 242V241H9ZM42 244V243H44L43 245H41L40 243ZM69 242V243H68ZM75 242V241H74ZM83 242H85V241H83ZM100 242V241H99ZM160 242V241H159ZM199 242V243H198ZM15 243V244H14ZM60 243V244H59ZM66 243V244H65ZM91 243H92V245H91ZM94 243H95V241H94ZM101 243V242H100ZM109 243V242H108ZM125 243V242H124ZM128 243H129V241H128ZM163 243V242H162ZM167 243V242H166ZM51 244V245H50ZM70 244V245H69ZM77 245V246H75V245ZM141 244V243H140ZM140 244H139V246H140ZM143 244V243H142ZM151 244V243H150ZM165 244V243H164ZM174 244V243H173ZM53 245V246H52ZM74 245V247H72V246ZM89 245V247H87ZM125 245H126V243H125ZM124 245V247L125 248H123V247H121V249L123 248V250L125 249L126 250V247L127 246H125ZM153 245V244H152ZM167 245V244H166ZM201 245V246H202ZM216 245V246H215ZM43 246H48V250L46 251V248L45 247H43ZM52 246V248H50V247ZM91 246V247H90ZM98 246H99V248H98ZM111 246V245H110ZM132 246H134V245H132ZM131 246V247H132ZM154 246V245H153ZM157 246V245H156ZM174 246V245H173ZM213 246H215V248L213 247ZM229 246V247H228ZM233 246H235V248L233 247ZM237 246V247H236ZM241 247V249H239L240 247ZM195 247H200V246H195ZM239 247V248H238ZM248 247H245V248H243V249H245V251H249V250H247L246 248H248ZM45 248V249H44ZM108 248H110V247H108ZM115 248V247H114ZM113 248V249H114ZM148 248V247H147ZM176 248V247H175ZM178 248H179V246H178ZM181 248V247H180ZM238 248V249H237ZM4 249V250H3ZM13 249L15 250V252H13ZM91 249V250H90ZM106 249V250H105ZM115 249H117V248H115ZM128 249V248H127ZM130 249V248H129ZM128 249V250H129ZM133 249V248H132ZM217 249V248H216ZM237 249V250H236ZM259 249V248H258ZM8 250H11V251H8ZM104 250H105V252H104ZM110 250V249H109ZM108 250V251H109ZM142 250V249H141ZM147 250V249H146ZM221 251H222V249H220ZM236 250V251H235ZM240 250V251H239ZM17 251H19V252H17ZM97 251H98V253H97ZM130 251V250H129ZM143 251V250H142ZM212 251V252H213ZM216 251H219L218 249L216 250ZM216 251H215V253H216ZM223 251H222V253H223ZM243 251L244 250H242V254L240 253L239 255H242V256H244L243 255ZM244 251V252H245ZM251 251V252H252ZM11 252V253H10ZM123 252V251H122ZM126 252V251H125ZM131 252H132V250H131ZM258 253L259 252V250H258V252H257V250L256 251H254V254L253 253H251L252 254V257L249 255V253L247 252L246 254H245V256L246 255H248V256H250L252 259H253V256L256 254V253ZM263 252V251H262ZM6 253V252H5ZM6 253V254H7ZM10 253V254H9ZM12 253H15V254H17V256H19V253H20V255H21V253H22V255L24 254L25 256H23V257H18L17 259H15V257H17L15 254H12ZM141 253V252H140ZM215 253H212L213 254V257H214V254ZM232 253H230V254H232ZM233 253V254H234ZM2 254H0L1 256H2ZM6 254H5V256H6ZM104 254H102V258H103V261H104V257H103V255ZM107 254V253H106ZM113 254H115V252L113 253ZM211 254V255H212ZM217 254H220L219 252H217L216 254H215V257L218 259L219 258V256H221V255H217ZM232 254V255H233ZM237 254V253H236ZM260 254V256H261V258L263 257L264 258V256H263V254H264V252H263V254H261V253H258V255ZM14 255H15V257H14ZM108 255H109V252H108ZM112 255V254H111ZM120 255V254H119ZM126 255V254H125ZM128 255V254H127ZM132 255V254H131ZM131 255H128V257L129 256H131ZM138 256H140L139 254H137ZM151 255V254H150ZM218 257H217V256ZM5 256L3 255V260H5ZM14 258H13V257ZM226 256L228 257L229 256V254H226ZM225 256V257H226ZM235 256V254L233 255V257ZM257 255H255V257H256ZM108 257H110V256H108ZM107 257V258H108ZM112 257V256H111ZM114 257V256H113ZM118 257V256H117ZM124 257V256H123ZM122 257V258H123ZM133 257V256H132ZM131 257V258H132ZM141 257V256H140ZM139 257V258H140ZM146 257V256H145ZM223 257H224V255H223ZM229 257H231V256H229ZM228 257V258H229ZM235 257H238V255L237 256H235ZM230 258V259H235L236 260V258ZM254 257V258H255ZM11 258H13V259H11ZM36 258L34 259L33 258V262H35V260H36ZM43 258V259H42ZM101 258V259H102ZM116 258V257H115ZM114 258V259H115ZM122 258H121V260H122ZM127 258V257H126ZM138 258V259H139ZM241 257L239 256L237 259L239 260ZM248 258V257H247ZM251 258H248V259H250L251 261H252V259ZM257 258H259L260 259V257L259 256H257ZM97 259V258H96ZM98 259H100V258H98ZM105 259H106V256H105ZM124 259V258H123ZM137 259V258H136ZM141 259V258H140ZM143 259V258H142ZM227 258H225V259H222L221 258V260L219 261V262H223V260H225V261H229L228 259L226 260ZM246 259V258H245ZM245 259H243V257H242V259H240V260H245ZM0 260H1V258H0ZM3 260H1V262L0 263H4V261ZM6 260H7V256H6ZM15 260V261H14ZM95 260V259H94ZM93 260V261H94ZM107 260H110V258L109 259H107ZM126 260V259H125ZM127 260H128V258H127ZM127 260H126V262H127ZM212 260H214V259H212ZM234 260V261H235ZM239 260V261H240ZM249 260V261H250ZM256 260V258L255 259H253V262ZM258 260V259H257ZM256 260V261H257ZM8 261V262H9ZM99 261V260H98ZM101 261V260H100ZM106 261V260H105ZM103 262V264L104 263H106V262ZM124 261V260H123ZM258 261H261V260H258ZM262 261H264V259L262 260ZM90 262V263H91ZM112 262V261H111ZM120 262V261H119ZM207 262H210V261H207ZM217 262V261H216ZM219 262H217V263H219ZM5 263H7V261L5 262ZM93 263H95V261L93 262ZM101 263H102V261H101ZM107 263H110V262H108L107 261ZM115 263V262H114ZM34 264V263H33ZM35 264H36V262H35ZM96 264V263H95ZM121 264H122V262H121ZM124 264H126L125 262H124ZM215 264V263H214Z\"/></svg>",
  "mask_w": 264,
  "mask_h": 264
}]
</instances>
